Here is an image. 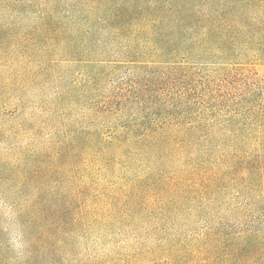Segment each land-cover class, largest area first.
Instances as JSON below:
<instances>
[{"label":"trees","instance_id":"trees-1","mask_svg":"<svg viewBox=\"0 0 264 264\" xmlns=\"http://www.w3.org/2000/svg\"><path fill=\"white\" fill-rule=\"evenodd\" d=\"M19 22H32L26 42L0 36V52L25 67L0 80V117L20 114L26 82H52L51 57L65 53L84 64L101 126L54 152H0V264H264V0H0V35ZM72 96L59 89L51 102ZM80 140L102 170H157L149 188L169 202L149 248L83 247L103 239L109 221L83 212L104 193L51 182ZM192 188L211 233L184 237Z\"/></svg>","mask_w":264,"mask_h":264},{"label":"rangeland","instance_id":"rangeland-1","mask_svg":"<svg viewBox=\"0 0 264 264\" xmlns=\"http://www.w3.org/2000/svg\"><path fill=\"white\" fill-rule=\"evenodd\" d=\"M27 1L34 3V0ZM31 25L32 22H19L11 28H3L0 36L3 35L7 41L2 46H19L26 42L27 39L23 38L26 37L23 33ZM51 58L54 63L49 67V71L54 73L53 81L46 82L39 78L26 82L25 92L21 96L22 100L20 99L22 109L20 114L15 115L11 108L5 112L14 113V115L0 117V152L4 155L25 150L34 153L35 156L45 150L54 152L58 146L74 145L77 136L90 131L95 132L101 126L100 118L96 114L93 115L92 107L88 105L84 96L87 80L83 62L74 61L65 53ZM7 62L10 64L7 65ZM20 65L19 61H13L0 52V80L9 70L16 72ZM23 65L28 68L27 72L29 70V75L32 76L38 69L32 61L26 60ZM22 70L24 71L25 67H21L20 72ZM0 86H2L1 81ZM59 89L68 90L70 94H73L72 98L65 103L55 100L51 102ZM49 100L50 107L47 105ZM81 143L80 140L72 154H67L66 161L59 170L62 177L51 182L59 184L64 181L69 187H87L90 190L97 188L99 192L104 193L98 202H94L96 199H89V206L83 212L84 216L86 212L89 215L90 206H95L96 215L101 220L106 217L109 221L106 223L103 235L100 236L103 239L91 240L83 247L86 249L90 245L89 253L91 254L96 252L113 256H130L144 248H149V242L146 240L153 238L155 235L151 233L161 230L158 225L163 223L161 220L163 214L158 211V206L164 207L169 202V200H161L162 197L154 186L149 188V183L152 184L157 176V170L146 165L138 166L139 164L114 172L102 170L91 162L90 155L86 151H82ZM33 163L36 161L34 160ZM191 192L185 197L187 199L183 197L181 199L184 208L180 211L177 222L180 233L184 237L202 236L205 231L211 233V209L203 208L199 200L194 199L196 195L194 188ZM140 200L148 204L144 211L135 207L140 205ZM149 234L152 237L148 238ZM135 264L155 263L151 259L144 258L139 259Z\"/></svg>","mask_w":264,"mask_h":264}]
</instances>
